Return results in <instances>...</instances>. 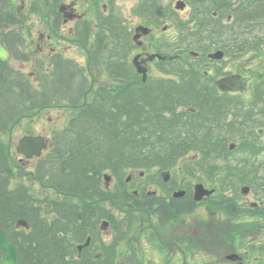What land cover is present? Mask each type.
Here are the masks:
<instances>
[{
    "label": "flooded vegetation",
    "instance_id": "flooded-vegetation-1",
    "mask_svg": "<svg viewBox=\"0 0 264 264\" xmlns=\"http://www.w3.org/2000/svg\"><path fill=\"white\" fill-rule=\"evenodd\" d=\"M184 2L182 9H174L180 12L188 8ZM259 2L262 0H219L209 17L202 18V29L212 30L215 37L205 38L193 33L195 27H188L179 40L178 35H168L175 28L172 20L161 24L167 18L164 5L160 18L154 16V5L153 17L149 19L129 15L132 18L99 20L87 18L77 1L64 0L57 15L47 17V34L38 32L35 38L30 34L33 30L29 34L14 30L17 39L10 44L3 42L10 54V47L27 48L30 61L16 60L19 71L45 60L50 67L57 53L62 60V75L70 72L75 77L70 87L79 88L84 83L86 95H91L87 100L96 106L106 105L105 119L122 121L124 131L130 127V115L126 106L118 107L122 103L132 100L174 104L177 100L171 96L177 95L175 90L190 87L188 104L176 103L170 109L174 113L171 123L147 121L143 131L183 135L188 161L176 160L163 168L149 160L130 163L129 159L113 157L106 166L111 176L108 181L102 179L107 193L101 197V211L87 220L86 226L72 229L71 236L78 241L73 248L78 264H244L246 257L238 251L224 254L218 248L213 252L216 257H211V234L216 231L223 235L233 230L236 234L252 233L249 239L257 246L258 234L264 235V17L255 18L247 13ZM60 26L62 33L58 31ZM18 39H22L21 43ZM188 42L205 47L190 49L184 46ZM216 51H220V58L211 56ZM33 72L31 69L30 74ZM224 78H231L230 87L234 90L218 87L217 81ZM120 89H134L138 95L148 90H162L165 94L155 99H104L103 96ZM105 101L108 103L104 104ZM143 110L150 111L146 107ZM67 112L72 116L70 110ZM168 113L165 111L164 115L170 116ZM15 149V142L8 146L13 160L8 188L39 198L52 194L48 186L41 185L32 175L46 150L39 156L26 157ZM243 149L255 152L258 161H252L254 177L241 185L246 192H240L238 198L225 186V165L220 164L225 156L218 155L213 161L210 153L229 155ZM121 167L128 170L123 179L110 171ZM118 199H124V209L115 208ZM224 202L237 209L221 210ZM216 207L220 218H228L227 225L212 222L211 213L216 211L212 208ZM20 218L24 219L17 217L13 226L16 230H28L26 219L27 226L17 224ZM1 221L0 217V226ZM233 222L236 227H232ZM244 223L247 226L241 227ZM88 237V244L79 252L78 245ZM60 250L62 257V239Z\"/></svg>",
    "mask_w": 264,
    "mask_h": 264
},
{
    "label": "trees",
    "instance_id": "trees-1",
    "mask_svg": "<svg viewBox=\"0 0 264 264\" xmlns=\"http://www.w3.org/2000/svg\"><path fill=\"white\" fill-rule=\"evenodd\" d=\"M74 79L70 72L62 75V60L57 57L50 70L38 63L34 79L0 61V227L15 244L19 264H61V260L62 264H78L71 257L76 243L71 236L72 229L86 226L87 220L101 211V197L107 193L103 188L102 175L113 157L129 159L130 163L149 160L165 168L188 154L187 140L183 135L174 132L153 135L143 131L147 121L171 123L174 113L170 109L176 103L188 104L186 101L191 97L189 86L175 90L177 95L171 96L177 100L174 104L121 102L118 107L126 106L130 115V127L124 131L122 121L105 119L106 105L96 106L87 100L91 95H86L84 83L79 88L70 87L69 83ZM81 81L85 82V79ZM136 92L134 89L125 92L120 89L103 97L155 99L165 94L162 90L159 93L142 91L139 95ZM65 106L71 109L72 116L64 127L51 132L45 157L32 171L33 177L41 185L48 186L52 194L39 198L25 191L9 189L13 160L4 136L22 119L31 122L49 108L62 111ZM145 107L150 111L143 110ZM165 111H169L170 116L164 115ZM124 170L121 167L110 171L123 178ZM118 200L123 202L121 200L124 199ZM119 202L115 201V206ZM226 208L231 212L237 209L230 203ZM43 210L47 213L38 214L37 211ZM17 217L26 219L30 228L16 230L13 224Z\"/></svg>",
    "mask_w": 264,
    "mask_h": 264
},
{
    "label": "rangeland",
    "instance_id": "rangeland-1",
    "mask_svg": "<svg viewBox=\"0 0 264 264\" xmlns=\"http://www.w3.org/2000/svg\"><path fill=\"white\" fill-rule=\"evenodd\" d=\"M64 0H0V39L4 42L11 41L14 38L12 32L20 31L22 33L34 35L36 38L38 32H42L47 34L49 32L47 28V17L52 16L58 13L59 4ZM66 1H77L79 4V9L83 13H85L86 17L89 19H96L98 17L99 20L103 19H127L134 17H142V18H152V15L148 13V10L153 8V6L157 3L164 5L165 12L167 18L162 21L161 24H167L172 20L175 24V28H172L168 31V35H178V39H182V34H186V30L188 27L192 26L195 23L197 27L193 31L198 35H204L207 38V35L214 36L216 35L213 31H204L200 29L205 22L202 21L204 14H207L208 17L211 11L215 8V2L219 0H184L188 3V8L186 7L183 11H177L174 9V5L176 0H66ZM234 1V0H228ZM203 2V3H202ZM264 2V0H262ZM202 3V4H201ZM93 13V15H91ZM262 18L264 16V4L254 5L253 10L249 9L247 16ZM130 15V16H129ZM246 16V13H245ZM11 17L18 19V23L11 24ZM136 19V18H135ZM202 24V25H201ZM92 26V24H90ZM198 30V31H197ZM200 30V31H199ZM59 32L62 33V27H59ZM197 31V32H196ZM192 34V32H191ZM170 37V36H169ZM205 44V43H204ZM58 45V44H57ZM62 45V44H61ZM185 47L190 49H203L205 46L201 44L188 42ZM27 51V48H26ZM67 53H70L68 51ZM13 64H16V60L14 57L10 58L8 61V65L11 67ZM45 62L43 66H45ZM44 68V67H43ZM30 70V65L24 69V73H27ZM68 112L64 113V110H59L55 108H49L47 111L41 112L40 116L35 118V121L29 122L30 128H28L29 124L27 121H23L16 128L14 127L12 133L6 134L4 136L5 142L8 144L9 140L17 141L18 136L21 133H25V130H29L32 133L43 134L45 137H49L51 132L54 129L62 127L67 120ZM258 156H256L255 152L245 151L236 152L233 154H229L228 157L222 159L223 161L220 164L225 165L222 167V173H224V177L228 182H225V185L228 189H232L235 196L239 198L241 185L245 183V181H251L254 177V169H252V161L256 160ZM220 161V160H219ZM225 169V170H224ZM32 178L30 181L32 182ZM37 186L38 184L35 183ZM34 186V187H35ZM235 197V198H236ZM253 198V195H252ZM251 198V199H252ZM213 205V203H212ZM211 205V207H212ZM218 210V209H215ZM222 218V220H221ZM220 218V214L216 211H212L211 220L215 225H227L228 218L223 216ZM233 221V220H232ZM237 224L232 223V227H236ZM247 226V223L241 225V227ZM243 236V240H250L248 236H252L248 232H241ZM248 233V235H246ZM220 234L219 231L212 232L211 240H210V251L211 256H213V252H216L219 248L225 254L226 252L233 251L234 249L242 253L246 256L244 260V264H258L259 259L264 258V250H260L263 254L258 252L256 246L247 244L249 249L239 247L236 245V231L233 232L227 231L226 233ZM263 238L262 234H259V238ZM238 243V242H237ZM252 247V249H251ZM247 250V251H243Z\"/></svg>",
    "mask_w": 264,
    "mask_h": 264
},
{
    "label": "water",
    "instance_id": "water-1",
    "mask_svg": "<svg viewBox=\"0 0 264 264\" xmlns=\"http://www.w3.org/2000/svg\"><path fill=\"white\" fill-rule=\"evenodd\" d=\"M184 6V3L182 1L176 2V8L182 9ZM154 13L158 17H162V6L158 5L154 8ZM8 51L4 48L2 43L0 42V60H5L8 57ZM212 57L219 58L221 56L220 51L215 52L211 55ZM232 84L231 78H224L217 81V85L221 90H234L235 87H230ZM45 141L42 136H23L19 139L17 144V151L23 153L25 156L30 157L32 155H39L41 152V149L45 147ZM106 179H108V176H105ZM242 191L245 192L243 189ZM209 192V191H208ZM207 192V193H208ZM199 198V197H196ZM17 224H27L19 220ZM88 243V240L78 248L81 249V247L85 246ZM0 250L3 251V258L0 260V264H18V256L17 251L14 247V245L9 242L3 235L2 231L0 230Z\"/></svg>",
    "mask_w": 264,
    "mask_h": 264
}]
</instances>
